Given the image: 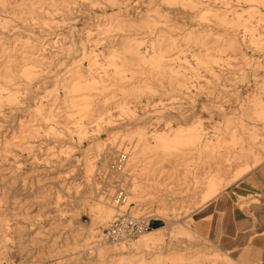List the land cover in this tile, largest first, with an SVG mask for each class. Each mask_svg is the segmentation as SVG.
<instances>
[{"label": "rangeland", "instance_id": "obj_1", "mask_svg": "<svg viewBox=\"0 0 264 264\" xmlns=\"http://www.w3.org/2000/svg\"><path fill=\"white\" fill-rule=\"evenodd\" d=\"M260 106L264 0H0V264H141L154 251L242 264L195 233V214L219 165L264 161ZM183 123L201 128L193 150L152 146ZM95 198L114 209L108 222L90 219ZM125 211L161 221L163 243L103 242ZM184 220L192 233H170Z\"/></svg>", "mask_w": 264, "mask_h": 264}, {"label": "crops", "instance_id": "obj_2", "mask_svg": "<svg viewBox=\"0 0 264 264\" xmlns=\"http://www.w3.org/2000/svg\"><path fill=\"white\" fill-rule=\"evenodd\" d=\"M195 216L200 217V235L215 242L220 251L233 254L242 264H264V161Z\"/></svg>", "mask_w": 264, "mask_h": 264}, {"label": "bare ground", "instance_id": "obj_3", "mask_svg": "<svg viewBox=\"0 0 264 264\" xmlns=\"http://www.w3.org/2000/svg\"><path fill=\"white\" fill-rule=\"evenodd\" d=\"M77 85V84H76ZM80 86V84L78 83ZM10 99H14V97H10ZM75 103V101H73ZM257 104V103H256ZM261 104V103H260ZM88 106V104H82L79 107L81 109H85ZM258 109L261 111H264V107L260 106ZM80 113H82V110H79ZM185 122V120H184ZM190 122V121H189ZM200 123V122H199ZM168 131H163V133H159L158 131H154L150 134V138L153 141V145L155 148L160 149L161 151L166 152H178L182 150H193L192 148L195 147L196 143L199 141L200 137L202 136L201 128H198L194 124H188L183 123L181 125H178L177 127L169 128ZM202 142V141H201ZM235 143V141H234ZM103 146V145H100ZM197 146V145H196ZM207 146H210V144H207ZM134 150L132 151V155L129 160V168L131 167L132 171V187L131 192L134 194V200L141 199V189L142 186L137 183L138 181H142V178L137 177V172H140L141 170V156L143 154V151L139 150L136 144H134ZM100 148V147H99ZM104 150V149H103ZM107 150V149H106ZM106 153V151H105ZM142 153V154H141ZM107 157V156H106ZM230 159V158H229ZM128 162V161H127ZM220 162V161H219ZM231 162V161H230ZM244 163V162H243ZM261 162L259 161V158L256 156L252 162L245 163L241 168H236L235 171H232L231 174L228 175V173L224 174V168L219 165L218 169L214 170L207 179V184L205 185V190L202 194L201 200H203L202 207L206 205L207 202H210L214 200L219 193L224 190L226 187L231 185L232 183L236 182V180L240 177H242L244 174L248 173L252 169H254L255 166L259 165ZM231 164V163H230ZM229 164V165H230ZM94 167V166H93ZM92 166H87V177L89 174L92 173L93 170ZM130 170V169H129ZM93 174V173H92ZM144 189V187H143ZM92 190V189H91ZM95 187L93 189L94 193ZM134 192V193H133ZM132 198V197H131ZM95 204L91 206V220L96 222H108L109 219L112 216L113 210L108 206H105L106 203L101 201L100 199L97 200L95 198ZM205 203V204H204ZM162 209L161 207L158 209V212H160ZM166 208H164L162 211H165ZM118 212V211H117ZM137 214V213H134ZM200 218V217H199ZM189 220V219H188ZM190 221V220H189ZM179 225H176L172 227L170 230V233L172 234H178L180 236L188 235L192 233L187 228H189L187 221L184 220V222L178 223ZM170 225H173V222H171ZM165 230V227L162 228H152L149 229L147 234L141 236V240L136 242L135 245L137 247H146L149 248V245H155V244H161L164 241V236L162 235V232ZM93 231V230H92ZM197 235H200L199 231H195ZM142 235V234H141ZM123 244V243H121ZM104 244H100L98 247L99 252L102 253L104 251L110 250V248H105L103 246ZM103 251H102V250ZM107 249V250H105ZM120 249H125V245H121ZM214 259L212 262L213 264H227V260L225 258L214 256ZM185 258L178 254L177 252L171 251V252H153V255L147 259V258H141V264H167V261H170L171 263L178 264L179 262L184 261ZM128 264L133 261L132 256L129 257L127 260Z\"/></svg>", "mask_w": 264, "mask_h": 264}, {"label": "built area", "instance_id": "obj_4", "mask_svg": "<svg viewBox=\"0 0 264 264\" xmlns=\"http://www.w3.org/2000/svg\"><path fill=\"white\" fill-rule=\"evenodd\" d=\"M128 155L122 154L116 163H114V169L116 172H121L124 168V164L127 163ZM114 202L118 205L124 207L128 203V197L126 189L118 186L114 194ZM158 221L150 215L148 216H138L133 213H128L127 211L119 213L112 223L103 229L101 238L103 242L115 244L123 241H130L131 239L148 232L152 229L154 223Z\"/></svg>", "mask_w": 264, "mask_h": 264}, {"label": "trees", "instance_id": "obj_5", "mask_svg": "<svg viewBox=\"0 0 264 264\" xmlns=\"http://www.w3.org/2000/svg\"><path fill=\"white\" fill-rule=\"evenodd\" d=\"M156 224H158V222L154 223V226L153 228H157V227H160L159 224L157 226H155Z\"/></svg>", "mask_w": 264, "mask_h": 264}]
</instances>
